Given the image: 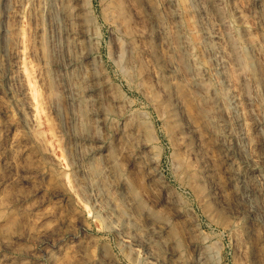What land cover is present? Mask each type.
Listing matches in <instances>:
<instances>
[{"label": "rangeland", "instance_id": "obj_1", "mask_svg": "<svg viewBox=\"0 0 264 264\" xmlns=\"http://www.w3.org/2000/svg\"><path fill=\"white\" fill-rule=\"evenodd\" d=\"M118 1L0 0V264H264V0Z\"/></svg>", "mask_w": 264, "mask_h": 264}, {"label": "bare ground", "instance_id": "obj_2", "mask_svg": "<svg viewBox=\"0 0 264 264\" xmlns=\"http://www.w3.org/2000/svg\"><path fill=\"white\" fill-rule=\"evenodd\" d=\"M118 1V0H117ZM119 2V1H118ZM117 2V3H118ZM114 4H116V2L114 3ZM118 7V6H117ZM118 9H120V12H122V6H121V4H120V7L118 8ZM232 40V39H231ZM231 42V41H230ZM248 42H249V44L250 45H253V43H254V38L253 37H248ZM231 46H232V50H233V52H235V54H236V56H237V59L239 60V63L241 62V63H243V65H245L246 66V68L248 67V68H250L251 70H253V71H255L256 70V66H258V64L256 65V61H255V58H254V54L252 53L251 54V52H248V51H246V52H244V53H239L238 51V45H237V43H236V41L235 40H233L232 41V44H231ZM237 52H238V54H237ZM258 68V67H257ZM256 73H258V72H256Z\"/></svg>", "mask_w": 264, "mask_h": 264}]
</instances>
